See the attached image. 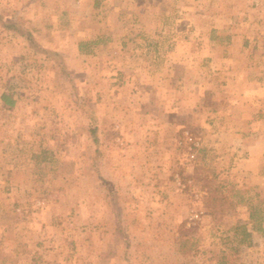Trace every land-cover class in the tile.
I'll use <instances>...</instances> for the list:
<instances>
[{
  "label": "rangeland",
  "instance_id": "rangeland-1",
  "mask_svg": "<svg viewBox=\"0 0 264 264\" xmlns=\"http://www.w3.org/2000/svg\"><path fill=\"white\" fill-rule=\"evenodd\" d=\"M259 5L0 0V264H264Z\"/></svg>",
  "mask_w": 264,
  "mask_h": 264
},
{
  "label": "crops",
  "instance_id": "crops-1",
  "mask_svg": "<svg viewBox=\"0 0 264 264\" xmlns=\"http://www.w3.org/2000/svg\"><path fill=\"white\" fill-rule=\"evenodd\" d=\"M256 3H259L258 9L261 10V12H264V7L262 4H264V0H256ZM262 3V4H261ZM261 15L259 17H263L264 15L260 13ZM263 15V16H262ZM264 18V17H263ZM251 51H255V49H259L262 47L261 43H257L256 38H251L249 40H245L244 42ZM264 48V47H262ZM11 98V97H10ZM13 99V98H11ZM260 136H257L256 138H252L248 140L245 146L248 150V162L250 164H256L262 160L263 154H264V141L260 138ZM261 178L264 182V174L261 175Z\"/></svg>",
  "mask_w": 264,
  "mask_h": 264
},
{
  "label": "trees",
  "instance_id": "trees-1",
  "mask_svg": "<svg viewBox=\"0 0 264 264\" xmlns=\"http://www.w3.org/2000/svg\"><path fill=\"white\" fill-rule=\"evenodd\" d=\"M5 27L7 28H12L13 30H15L16 32L20 33L23 37H25V39H27L30 43H32L33 45H39V43L35 40V38L33 37L31 31L26 28L25 26L20 25V23L17 22H12V23H8L5 24ZM4 100V102L9 103L10 105L14 104V100L11 99L8 95L6 94H2L1 96ZM95 129L91 130V133H94ZM93 140H96V137L93 135ZM250 216L252 217V214H250Z\"/></svg>",
  "mask_w": 264,
  "mask_h": 264
}]
</instances>
